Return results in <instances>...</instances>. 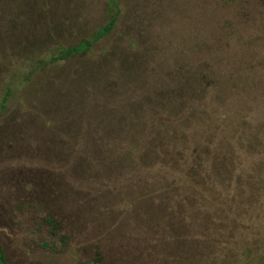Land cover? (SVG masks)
<instances>
[{
    "label": "rangeland",
    "instance_id": "obj_1",
    "mask_svg": "<svg viewBox=\"0 0 264 264\" xmlns=\"http://www.w3.org/2000/svg\"><path fill=\"white\" fill-rule=\"evenodd\" d=\"M111 2L0 0L7 264H264V0H115L52 65Z\"/></svg>",
    "mask_w": 264,
    "mask_h": 264
},
{
    "label": "trees",
    "instance_id": "obj_2",
    "mask_svg": "<svg viewBox=\"0 0 264 264\" xmlns=\"http://www.w3.org/2000/svg\"><path fill=\"white\" fill-rule=\"evenodd\" d=\"M110 10L112 14L106 26L98 30L91 39L83 40L80 44L72 45L67 48L61 47V49L55 51L57 54L51 58L50 63L54 65L58 62H67L70 59L85 58L88 54H90L96 45H98L103 39L109 37L115 30L116 23L118 22L119 18L115 0H112V2L110 3ZM49 224L52 225L54 229L57 228L53 221H49ZM0 264H7L6 256L1 247Z\"/></svg>",
    "mask_w": 264,
    "mask_h": 264
}]
</instances>
